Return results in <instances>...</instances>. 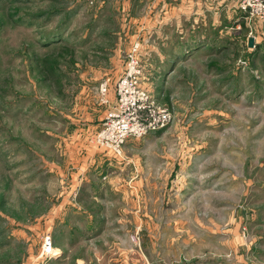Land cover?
I'll use <instances>...</instances> for the list:
<instances>
[{
	"label": "rangeland",
	"instance_id": "374dc122",
	"mask_svg": "<svg viewBox=\"0 0 264 264\" xmlns=\"http://www.w3.org/2000/svg\"><path fill=\"white\" fill-rule=\"evenodd\" d=\"M239 3L210 0L209 12L199 6L195 17L208 31L197 52L164 62L160 32H133L128 0H0V264H50L41 252L52 235V209L67 201L74 177L89 166L75 142L86 135L102 149L94 139L107 108L97 89L110 79L114 95L126 53L137 42L141 87L171 111L173 124L130 138L115 165L93 164L89 169L100 175L91 181L103 185L96 200L120 202L108 216H127L131 241L138 249L145 245L153 264L227 256L258 264L264 21ZM140 4L133 10L149 6ZM157 74L162 77L155 80ZM117 167L126 170L115 173ZM123 183L124 192L112 187ZM79 201L89 209L93 202ZM213 226L230 250L208 247ZM164 243L167 252L160 255ZM99 247L103 242L89 249Z\"/></svg>",
	"mask_w": 264,
	"mask_h": 264
},
{
	"label": "crops",
	"instance_id": "0c3cea01",
	"mask_svg": "<svg viewBox=\"0 0 264 264\" xmlns=\"http://www.w3.org/2000/svg\"><path fill=\"white\" fill-rule=\"evenodd\" d=\"M146 1L149 5L148 7H144V9L139 11L133 10L136 4L141 2L139 6L141 7L142 4H146ZM209 2L210 0H206V2L205 0H128L126 12L130 15V22L135 25L133 26L135 28L134 33L141 34L144 31L143 35H146L145 30L148 28H155L154 36L160 32L163 43L167 45V47L165 46L166 54L161 58L163 59L162 61H171L174 58L181 61L183 56L186 57L188 55L187 57H189L191 53L197 52V44L202 43V40L205 39L203 37H205V32L208 30L201 31L202 26L195 16L199 13V6L204 9L206 5L209 12ZM213 4L214 2H212ZM204 23L206 24L207 22ZM175 29L177 30V35L173 36L172 32ZM137 36L134 37L137 38ZM182 45L187 47H185L186 50L184 52L181 49ZM160 68L161 66L158 65V69ZM172 72V70L168 71L167 74ZM160 74L164 76L162 71ZM162 75L158 77L157 74L154 77L155 80L157 77H162ZM104 113L105 111L103 110L101 120L105 117ZM90 138L83 135L78 142H75V146L79 147L81 153L87 156L89 166L84 167L85 170L81 169L77 177L73 176L74 184L71 187L70 194L68 193L69 198H67L65 203L62 202L60 206L52 209L53 214L48 220V231L52 233L54 240V252L50 264H153L151 255L145 250V245H143V248L138 249L131 241L133 229L129 231V227H127V224H130V221L126 219L127 216L119 215L114 218L108 216V210L120 202L118 200H103V202L96 200L97 192L101 191L103 185L99 186L94 180L91 181V177H97L100 174L96 175L89 168L93 164L98 165V168L104 164L107 168V163H109V166H113L116 161L119 162L124 157L116 156L118 160H115L113 158L114 154L95 146ZM122 169L126 170L125 168L117 167L114 172L117 173L122 171ZM109 171L112 172V170ZM79 179H81L80 183L77 184ZM112 187H115L114 189L120 192H124L122 190L126 189L124 183L121 186L113 185ZM83 197L84 199L93 200L90 203V209L85 207V204L80 203L81 201L79 200H83ZM123 204L128 203L123 201ZM146 218H148L147 215ZM210 239L208 247L212 246L213 250L216 247L219 248L222 244L226 246L224 241L219 243L218 237L215 238L214 226L210 230ZM101 242H103V247L89 249V246H95ZM162 245L163 247L159 246L162 247V249L160 248V255H162V252H167L165 243ZM85 246L87 247L86 249ZM78 247L83 248V250L76 251L75 249ZM259 247L262 258L258 257L256 262L264 264V242H260ZM225 248L231 249L229 245ZM215 258L209 257L206 260L200 259L191 263L182 262L181 260L179 264H248L246 258L242 259V257L227 256L223 259ZM158 264L163 263L160 260Z\"/></svg>",
	"mask_w": 264,
	"mask_h": 264
},
{
	"label": "built area",
	"instance_id": "2783aa9c",
	"mask_svg": "<svg viewBox=\"0 0 264 264\" xmlns=\"http://www.w3.org/2000/svg\"><path fill=\"white\" fill-rule=\"evenodd\" d=\"M239 7L249 16L264 21V0H240ZM140 49L137 42L126 53L125 69L115 85L114 95L109 90L110 79L103 80L97 89L99 102L107 109L94 140L117 157L124 156V147L130 138L141 139L173 124L171 111L158 107L150 93L141 87ZM52 249L53 237L47 235L41 252L43 257L52 259Z\"/></svg>",
	"mask_w": 264,
	"mask_h": 264
},
{
	"label": "water",
	"instance_id": "95a60500",
	"mask_svg": "<svg viewBox=\"0 0 264 264\" xmlns=\"http://www.w3.org/2000/svg\"><path fill=\"white\" fill-rule=\"evenodd\" d=\"M250 41H249V47L250 48H253V47H255L256 45H255V40H254V38H251V39H249Z\"/></svg>",
	"mask_w": 264,
	"mask_h": 264
},
{
	"label": "bare ground",
	"instance_id": "6f19581e",
	"mask_svg": "<svg viewBox=\"0 0 264 264\" xmlns=\"http://www.w3.org/2000/svg\"><path fill=\"white\" fill-rule=\"evenodd\" d=\"M54 252V249H52V253Z\"/></svg>",
	"mask_w": 264,
	"mask_h": 264
}]
</instances>
